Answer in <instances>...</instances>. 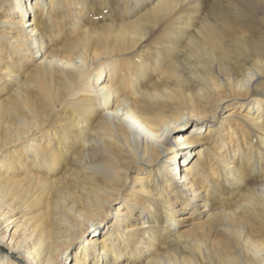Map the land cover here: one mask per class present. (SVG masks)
<instances>
[{
  "label": "bare ground",
  "instance_id": "6f19581e",
  "mask_svg": "<svg viewBox=\"0 0 264 264\" xmlns=\"http://www.w3.org/2000/svg\"><path fill=\"white\" fill-rule=\"evenodd\" d=\"M75 243L264 264V0H0V264Z\"/></svg>",
  "mask_w": 264,
  "mask_h": 264
},
{
  "label": "rangeland",
  "instance_id": "374dc122",
  "mask_svg": "<svg viewBox=\"0 0 264 264\" xmlns=\"http://www.w3.org/2000/svg\"><path fill=\"white\" fill-rule=\"evenodd\" d=\"M25 4H27V3H25ZM104 12L108 13L109 10L108 9H104ZM116 13L117 12H114V14H116ZM205 128L206 127L203 126L202 129H199L198 126H194V124L187 125V126H184L181 129L177 130V132H175L176 134H173V135L176 136V137L180 136V137L185 138V139L194 140L199 135L202 136L204 134ZM198 145L199 144H195L194 147H196V149H198L200 147V145H199V147H198ZM202 150L205 151V149H202ZM191 156H192V154L189 157H191ZM184 213H186V211ZM111 222H112V218H109V221L107 222V225L110 224ZM90 228H92V227H90ZM183 228L186 229L187 227H183ZM104 229H101V231L102 232L106 231ZM79 247H81V243H75V244L70 245V247L64 252L63 258H60L59 262H57V263L58 264H73L74 261H75L74 260V256L77 253Z\"/></svg>",
  "mask_w": 264,
  "mask_h": 264
}]
</instances>
